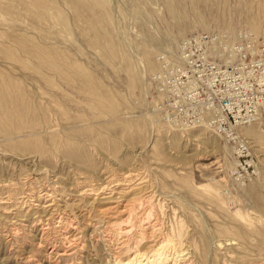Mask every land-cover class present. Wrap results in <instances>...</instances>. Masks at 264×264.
<instances>
[{
  "label": "rangeland",
  "instance_id": "1",
  "mask_svg": "<svg viewBox=\"0 0 264 264\" xmlns=\"http://www.w3.org/2000/svg\"><path fill=\"white\" fill-rule=\"evenodd\" d=\"M160 245L264 264V0H0V264Z\"/></svg>",
  "mask_w": 264,
  "mask_h": 264
},
{
  "label": "bare ground",
  "instance_id": "2",
  "mask_svg": "<svg viewBox=\"0 0 264 264\" xmlns=\"http://www.w3.org/2000/svg\"><path fill=\"white\" fill-rule=\"evenodd\" d=\"M103 188V187H102ZM108 190V189H107ZM93 194V193H92ZM108 194V193H107ZM125 195V194H124ZM123 195V196H124ZM125 197V196H124ZM122 198V197H121ZM120 198V199H121ZM119 199V200H120ZM122 200V199H121ZM97 201L101 202V203H115L118 201V198L112 196V195H107V196H103L97 199ZM138 204V203H137ZM118 211V210H117ZM132 217L131 212H129V210L124 209L121 211V218L123 219L122 222L123 223H127L130 224V219ZM150 219V218H149ZM148 219V220H149ZM147 220V218H146ZM121 222V221H120ZM151 222V221H149ZM147 225H149L148 227H146L144 230H148L150 227V223H146ZM145 225V224H144ZM152 225V224H151ZM126 227V225L124 226ZM151 228V227H150ZM121 229V228H120ZM143 229V228H142ZM143 230V231H144ZM150 230V229H149ZM123 233H126V231L124 230ZM149 237V236H148ZM66 239V238H65ZM164 245H160L159 247L155 248L151 257L150 258H146L144 257L145 254L144 253H140V251L136 250L134 252V254L132 255V257H128L126 259V261H118L117 264H142V262L144 260L149 261L150 260V264H163V252H164ZM166 261V260H165ZM146 263V262H145Z\"/></svg>",
  "mask_w": 264,
  "mask_h": 264
},
{
  "label": "built area",
  "instance_id": "3",
  "mask_svg": "<svg viewBox=\"0 0 264 264\" xmlns=\"http://www.w3.org/2000/svg\"><path fill=\"white\" fill-rule=\"evenodd\" d=\"M183 72L185 74L191 73V76H199L198 74V65L195 62H191L189 60L188 63V69H183ZM237 151H238V160H241L243 158V163H240L237 168L240 170H243V172H248V170L251 168V165L244 161V158H246L249 153L248 150L245 148V146L242 143H238L237 145Z\"/></svg>",
  "mask_w": 264,
  "mask_h": 264
}]
</instances>
